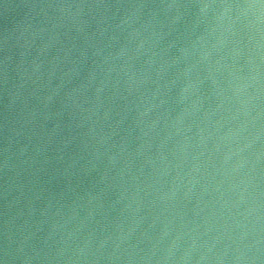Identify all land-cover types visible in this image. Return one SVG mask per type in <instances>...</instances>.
I'll return each mask as SVG.
<instances>
[{
    "label": "water",
    "instance_id": "95a60500",
    "mask_svg": "<svg viewBox=\"0 0 264 264\" xmlns=\"http://www.w3.org/2000/svg\"><path fill=\"white\" fill-rule=\"evenodd\" d=\"M0 264H264V0H0Z\"/></svg>",
    "mask_w": 264,
    "mask_h": 264
}]
</instances>
